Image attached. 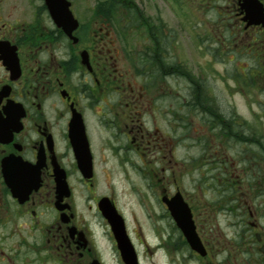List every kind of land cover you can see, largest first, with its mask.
Wrapping results in <instances>:
<instances>
[{"label":"flooded vegetation","instance_id":"obj_1","mask_svg":"<svg viewBox=\"0 0 264 264\" xmlns=\"http://www.w3.org/2000/svg\"><path fill=\"white\" fill-rule=\"evenodd\" d=\"M67 1L78 20L71 32L44 0H0V264H111L101 242L116 243L99 205L106 196L118 206L112 191H99L106 162L108 174L147 176L173 224L163 199L182 195L206 255L176 227L175 245L200 264H264V134L258 121L251 127L233 106L223 108L199 62L185 57L196 47L208 61L227 63L220 75L240 81L239 89L248 82L258 91L264 24L249 16L264 19V0H171L182 14L234 22L203 38L196 27H166L168 0ZM181 157L219 182L225 196L211 204L239 207L240 230L205 235L208 218L195 216L176 184ZM88 210L103 221H94L99 231ZM223 252L220 263L211 261Z\"/></svg>","mask_w":264,"mask_h":264},{"label":"rangeland","instance_id":"obj_2","mask_svg":"<svg viewBox=\"0 0 264 264\" xmlns=\"http://www.w3.org/2000/svg\"><path fill=\"white\" fill-rule=\"evenodd\" d=\"M162 13L163 14L160 16L165 22L166 27H196V34L199 33L201 38L204 37V34L209 35V31L212 33L211 30L213 27L221 23L224 25L223 22L231 25L234 23L227 16H216L209 13H199L195 16L191 13L182 14L181 10L179 11L178 7H176L171 0H168L167 4L164 5ZM154 16H156V14L152 15V17ZM235 28L236 27H232V30L235 31ZM176 33L178 35L179 31H176ZM195 38L196 42L199 40L198 42L202 47L201 50H204L203 48L205 47L203 46L208 47L206 42L203 41L201 43L199 36L196 35ZM196 45H198V43H196ZM195 50L197 53L196 55L193 54V52H188L189 55L185 52L186 61H189V64L192 66H196V62H199V72H201L202 75H207V78L203 81L214 91L218 102L223 108L233 106L234 110L243 114L248 119L249 126L251 127L256 125V121H258L261 131L264 134V106H261V109L255 106L257 103L260 105L264 104V83L258 81L260 84L256 86L259 90L254 91V89L248 90L247 87L250 84L247 82L245 91H242L239 89L240 81H235V79L230 78L227 79L224 78V75H220V73L225 72V68H228L227 63L208 61L207 56L200 53L196 47ZM236 64L237 63L232 62L233 66H236ZM235 82H237V85ZM183 159L186 165L181 176L176 175L178 179V183L176 184L181 187L185 193V197L192 203L195 216L201 213V217L208 218L203 227L205 235L210 236L213 233L215 237L217 235L218 238H222L221 232L227 236H231L234 231L240 230L242 224L238 221V217L241 214L239 207L230 206L229 209L225 207L220 209L217 207L214 209L211 204L217 198L225 196L222 187L217 191V187L220 186L219 182L216 183V181L213 180L210 182L208 178L211 176L209 175V171L206 172L207 169L205 166L200 169H194L188 162V159L181 157V160ZM109 165L112 164L110 162L103 163L105 172L102 175L103 181L99 185V191L113 192L118 209L126 219L128 234L136 248L139 263L200 264V261H196L194 257L189 255V250L182 251L179 249L180 247L178 248V246L175 245V226L171 220L165 216V208L157 201L156 192L153 194L150 191L149 185L151 180L147 179V176L140 175L141 178L139 175L137 176L135 174V176L131 172L123 174L121 171H114L108 174L107 172L109 170L107 167ZM254 177L253 180L258 179V176ZM259 178H261V183L258 184H260L263 190L262 196L264 198V170ZM169 180L174 182L172 174L169 175ZM143 182L145 183L144 185ZM162 184L171 187L164 182ZM109 186L111 187L109 188ZM145 189L148 191V194ZM158 189H160V187H158ZM221 206L225 205L222 204ZM260 209L264 214V206ZM260 212L261 211L258 212V215H261ZM86 216L90 222L89 225L92 227L95 226L94 221H99V224H103L99 216H94L93 210H88ZM99 224L97 225L99 226ZM216 224L218 225V229H216ZM95 229L99 231V228L96 226ZM106 239L107 236L105 240H103V243L101 242L106 261H110L111 264H123L118 253L115 251V246ZM159 245L162 246L158 248ZM225 255L226 252H223L222 255L218 254L210 259L214 263H220L222 257Z\"/></svg>","mask_w":264,"mask_h":264},{"label":"water","instance_id":"obj_3","mask_svg":"<svg viewBox=\"0 0 264 264\" xmlns=\"http://www.w3.org/2000/svg\"><path fill=\"white\" fill-rule=\"evenodd\" d=\"M45 3L51 18L57 25L62 26L63 28L68 27L69 31L77 26V21L72 16V13L69 10V3L66 0H45ZM249 17L251 19L249 20V23L261 22L264 24L263 16L261 18L260 14H253ZM77 161L81 164L87 160L78 157ZM62 183H64V180L59 181L60 186ZM164 201L166 202L168 210L174 219L176 226L182 232L190 248L204 256L206 254L205 248L195 230V224L192 219L190 207L184 201L182 195L178 192L170 199H164ZM100 209L103 216L111 225L117 247L124 263L138 264L135 249L126 233L124 220L121 214L118 213L115 206L108 200V198L102 199L100 202Z\"/></svg>","mask_w":264,"mask_h":264},{"label":"trees","instance_id":"obj_4","mask_svg":"<svg viewBox=\"0 0 264 264\" xmlns=\"http://www.w3.org/2000/svg\"><path fill=\"white\" fill-rule=\"evenodd\" d=\"M251 82V81H250Z\"/></svg>","mask_w":264,"mask_h":264}]
</instances>
